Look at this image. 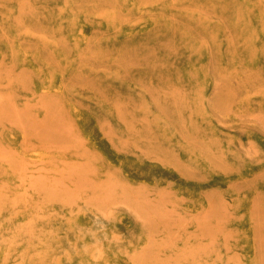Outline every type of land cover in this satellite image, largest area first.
Instances as JSON below:
<instances>
[{
  "label": "rangeland",
  "instance_id": "obj_1",
  "mask_svg": "<svg viewBox=\"0 0 264 264\" xmlns=\"http://www.w3.org/2000/svg\"><path fill=\"white\" fill-rule=\"evenodd\" d=\"M0 264H264V0H0Z\"/></svg>",
  "mask_w": 264,
  "mask_h": 264
},
{
  "label": "bare ground",
  "instance_id": "obj_2",
  "mask_svg": "<svg viewBox=\"0 0 264 264\" xmlns=\"http://www.w3.org/2000/svg\"><path fill=\"white\" fill-rule=\"evenodd\" d=\"M222 188V187H221Z\"/></svg>",
  "mask_w": 264,
  "mask_h": 264
}]
</instances>
